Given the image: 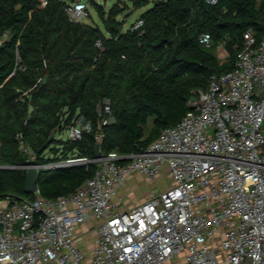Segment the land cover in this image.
<instances>
[{"label":"built area","instance_id":"1","mask_svg":"<svg viewBox=\"0 0 264 264\" xmlns=\"http://www.w3.org/2000/svg\"><path fill=\"white\" fill-rule=\"evenodd\" d=\"M65 8L75 20L90 12L84 0ZM142 23L137 17L129 26ZM199 41L209 46L210 32ZM236 50L233 67L211 74L184 116L143 149L39 160L17 133L26 158L0 167L96 166L67 194L0 196V264H264V36L246 29ZM100 104L98 127L112 120L110 97ZM92 128L77 113L63 138ZM101 137L96 130L99 147ZM163 168L168 187L120 208L129 175L154 178ZM89 220L97 230L87 239L80 227Z\"/></svg>","mask_w":264,"mask_h":264},{"label":"trees","instance_id":"2","mask_svg":"<svg viewBox=\"0 0 264 264\" xmlns=\"http://www.w3.org/2000/svg\"><path fill=\"white\" fill-rule=\"evenodd\" d=\"M69 1L0 0V163L25 160L17 133L39 160L45 159L46 148L54 155L46 159L94 156L98 129L104 153L143 149L161 128L184 116L195 90L205 88L211 74L233 67L244 30L264 36L260 0H131L133 6L149 4L135 29L130 24L124 28L118 16L128 3L116 1L104 10L98 1L84 0L100 18L90 23L70 18ZM204 31L210 32L209 46L199 41ZM220 42L229 54L221 63L214 51ZM105 96L110 97L112 120L98 127L96 107ZM77 113L91 121L92 130L78 139L56 136ZM95 166L41 169L39 192L67 194ZM24 181L23 169L0 167V196H32Z\"/></svg>","mask_w":264,"mask_h":264},{"label":"rangeland","instance_id":"3","mask_svg":"<svg viewBox=\"0 0 264 264\" xmlns=\"http://www.w3.org/2000/svg\"><path fill=\"white\" fill-rule=\"evenodd\" d=\"M96 1H98L101 4L104 10H107L110 7V5L116 1L119 2L121 6H124L126 5V3H128L129 6L123 8V10L118 14L120 18L124 19V23H123L124 28L128 26L131 22H133L141 14V12H143L149 6V4L142 6H133L131 0H96ZM87 5H88V11L90 12L87 16H83L81 20L90 23L91 22L95 23L96 21L100 22L99 15L96 12L95 7L90 2H88ZM214 51L217 54L220 63L227 61L229 59L228 51L224 47L223 42L218 43ZM195 97L196 95H194L193 99ZM151 122H152V117L149 116L147 119V123L145 124L146 131L151 126ZM61 137H66V131H63L61 133ZM43 155H53V154L50 152L49 148H46L44 150ZM60 158H65V157L61 156ZM171 182L172 181L170 179V176L165 168H163L162 172L154 178H147L146 176H144V174L135 173L134 177L126 181L124 184V189H125L124 196L118 195L121 198L119 201V206L120 208L133 206L139 201H142L146 197L145 196L146 193H150L151 191L158 192L159 190L168 187ZM116 199L119 200L118 197H116ZM91 234L92 232H88L86 234L88 236L87 239L90 238Z\"/></svg>","mask_w":264,"mask_h":264},{"label":"water","instance_id":"4","mask_svg":"<svg viewBox=\"0 0 264 264\" xmlns=\"http://www.w3.org/2000/svg\"><path fill=\"white\" fill-rule=\"evenodd\" d=\"M47 78V74L42 78V81H45ZM97 112L101 111V104L100 102L97 103L96 107ZM101 155V150L99 147V143L95 142L94 143V156H100ZM39 177V170H37L35 167H29L28 169L25 170V181H24V190L28 193H31L35 191L38 186H37V180Z\"/></svg>","mask_w":264,"mask_h":264},{"label":"crops","instance_id":"5","mask_svg":"<svg viewBox=\"0 0 264 264\" xmlns=\"http://www.w3.org/2000/svg\"><path fill=\"white\" fill-rule=\"evenodd\" d=\"M64 131V130H63ZM62 131V132H63ZM61 132V133H62ZM61 133H56V136H61ZM26 142V141H25ZM27 145H28V143H27ZM30 147V146H29ZM31 148V147H30ZM32 149V148H31ZM135 173H139V172H135ZM135 173H132L131 175H129V177H128V179L127 180H130V179H132L133 177H134V174ZM140 174H142V173H140ZM145 176V175H144ZM125 189H124V186H122V187H119V189H118V195H122V196H124V194H125V191H124ZM149 193H146L145 194V196L146 195H148ZM95 220H89V221H87L86 223H84L83 225H81V227H80V230H85V231H88V232H92V234H91V236H94L95 235V232H96V230L97 229H95L94 228V225H95ZM87 232V233H88Z\"/></svg>","mask_w":264,"mask_h":264}]
</instances>
